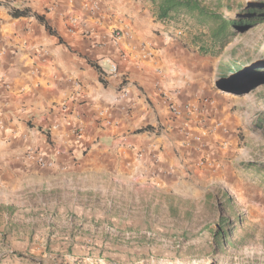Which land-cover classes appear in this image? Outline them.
Segmentation results:
<instances>
[{
  "label": "rangeland",
  "instance_id": "1",
  "mask_svg": "<svg viewBox=\"0 0 264 264\" xmlns=\"http://www.w3.org/2000/svg\"><path fill=\"white\" fill-rule=\"evenodd\" d=\"M168 1L140 0V28L198 64L169 109L180 118L179 192L93 205L0 159V264H264V0ZM33 149L30 169L51 172Z\"/></svg>",
  "mask_w": 264,
  "mask_h": 264
},
{
  "label": "crops",
  "instance_id": "2",
  "mask_svg": "<svg viewBox=\"0 0 264 264\" xmlns=\"http://www.w3.org/2000/svg\"><path fill=\"white\" fill-rule=\"evenodd\" d=\"M147 11L140 0H0V159L9 169L51 174L55 191L93 205H155L150 195L163 203L179 192L180 118L169 109L185 102L180 86L198 64L147 36ZM165 63L169 76H158ZM31 147L51 172L30 169Z\"/></svg>",
  "mask_w": 264,
  "mask_h": 264
},
{
  "label": "trees",
  "instance_id": "3",
  "mask_svg": "<svg viewBox=\"0 0 264 264\" xmlns=\"http://www.w3.org/2000/svg\"><path fill=\"white\" fill-rule=\"evenodd\" d=\"M167 4H168L169 8H171V6H173L172 0H169ZM166 12H167L166 9H163L161 16L164 17L166 15ZM22 15H23L22 12H19V11L13 12L14 17H18V16H22Z\"/></svg>",
  "mask_w": 264,
  "mask_h": 264
},
{
  "label": "built area",
  "instance_id": "4",
  "mask_svg": "<svg viewBox=\"0 0 264 264\" xmlns=\"http://www.w3.org/2000/svg\"><path fill=\"white\" fill-rule=\"evenodd\" d=\"M115 37L118 39V38H120L121 37V34L119 33V32H116L115 33ZM173 110L175 111V112H178L175 108H173ZM39 161H40V163L42 164V166H48V165H50V163L47 161H43L42 159H39Z\"/></svg>",
  "mask_w": 264,
  "mask_h": 264
}]
</instances>
